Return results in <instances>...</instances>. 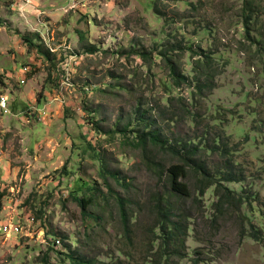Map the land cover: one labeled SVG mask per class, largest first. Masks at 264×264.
<instances>
[{"label":"rangeland","instance_id":"374dc122","mask_svg":"<svg viewBox=\"0 0 264 264\" xmlns=\"http://www.w3.org/2000/svg\"><path fill=\"white\" fill-rule=\"evenodd\" d=\"M2 97L0 264H264V0H0ZM142 120L167 148H137ZM184 145L205 172L176 199ZM166 200L187 217L168 244Z\"/></svg>","mask_w":264,"mask_h":264},{"label":"trees","instance_id":"16d2710c","mask_svg":"<svg viewBox=\"0 0 264 264\" xmlns=\"http://www.w3.org/2000/svg\"><path fill=\"white\" fill-rule=\"evenodd\" d=\"M254 0H246V9L250 7V5L253 3ZM251 18L252 14H249L246 16V19L244 21V24L247 25V33L250 31V23H251ZM159 56L162 57V60L166 63L167 69L169 70V75L171 79L173 80L174 85L181 86L182 84L188 83V77L184 76L181 74V72L171 63V58L167 55L166 52H160ZM206 62L205 65L207 64L206 69L211 67L212 58L211 56H206L205 57ZM204 80L203 83L199 84L198 90L199 92H203L206 90H211L212 89V75L210 74L209 69L207 70L206 73L203 74ZM143 124L146 126L145 129L150 128V122L146 123L144 120ZM146 123V124H145ZM125 131H123L124 133ZM136 146L137 148L142 149L144 152H146L148 146H152L154 148H165L167 144L163 141L161 138V135L152 130V131H143L139 137H136ZM167 148V147H166ZM172 154L180 157L183 161L182 166H175L167 170V176H168V181L169 185L171 188L170 195L173 198L176 199H184L188 198V190L185 185L181 183L182 180H185L188 171L192 167L198 168V170H201V172H205L203 167H200L197 165V163L193 160L194 157L197 156L198 153V147L193 146V145H184L182 146L181 150L178 151L175 147H171L168 149ZM210 180V175L205 174L203 182ZM228 182H233L235 181V178L232 175H229L227 177ZM213 186L212 184L208 185L207 188ZM218 202L217 205L220 206V208H225L229 207V204L232 202H239V197L238 195L232 193L229 189H226L225 192L218 193ZM203 195V193H202ZM78 204L81 208V213L83 217L86 219L89 217V213L87 211L88 206L92 203L91 199H79ZM120 203V208L122 212V217L125 223L126 229L128 228L127 225V214L125 210V202L123 200H119ZM167 207L162 206L161 201L158 203V214H159V221H160V231L163 234V242L164 244H168V242H175L179 235L182 234L183 232V223L186 221L187 217L184 216L183 212L181 211H174V208L171 207L170 200H166ZM97 220V218H95ZM128 231V229H127ZM165 256V253L160 255L159 260ZM72 260L73 263L75 264H80L78 260H74L71 256H69ZM92 262H87L86 264H91ZM158 264V263H157ZM165 264V263H161Z\"/></svg>","mask_w":264,"mask_h":264},{"label":"built area","instance_id":"2783aa9c","mask_svg":"<svg viewBox=\"0 0 264 264\" xmlns=\"http://www.w3.org/2000/svg\"><path fill=\"white\" fill-rule=\"evenodd\" d=\"M25 72H27V71L25 70ZM23 84H24V82H23ZM0 108H1V110L4 113H8V109H7V99H5L4 97L0 98ZM15 231L17 233H19L20 232V227H16L15 228ZM58 244H59V240H55L53 242V247L56 246V245H58Z\"/></svg>","mask_w":264,"mask_h":264}]
</instances>
